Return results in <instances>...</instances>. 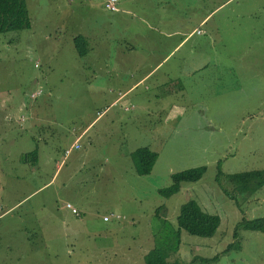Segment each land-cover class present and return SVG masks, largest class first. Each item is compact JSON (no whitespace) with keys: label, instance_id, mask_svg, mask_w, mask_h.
Here are the masks:
<instances>
[{"label":"rangeland","instance_id":"1","mask_svg":"<svg viewBox=\"0 0 264 264\" xmlns=\"http://www.w3.org/2000/svg\"><path fill=\"white\" fill-rule=\"evenodd\" d=\"M104 1L26 0L30 27L0 32V264H144L152 247L170 261L264 264V231L233 236L243 216L264 215V185L235 199L224 177L264 168V0H204V33L188 34V22L171 38L139 26L153 13L145 7L196 0H133L131 11ZM76 34L88 39L84 55ZM176 44L134 84L150 53ZM140 145L158 153L147 174L130 154ZM201 164L198 180L158 191ZM190 198L219 215L212 236L178 237Z\"/></svg>","mask_w":264,"mask_h":264},{"label":"trees","instance_id":"2","mask_svg":"<svg viewBox=\"0 0 264 264\" xmlns=\"http://www.w3.org/2000/svg\"><path fill=\"white\" fill-rule=\"evenodd\" d=\"M31 25L26 0H0V32L29 28ZM73 41L79 55H84L89 50L88 39L82 34H76ZM35 158L36 150L29 152ZM139 166V171L147 174L151 171L158 156L157 151L148 145H140L130 152ZM26 158V156H24ZM206 165H196L171 173V183L161 187L158 191L164 196H170L181 188L183 181H195L202 177ZM218 172L217 177H219ZM226 180L232 184V188L226 190L231 197L236 199V193H241L244 198L253 194L264 185V168L248 169L231 172L224 175ZM235 193V194H234ZM158 208H162L158 206ZM220 223L217 213L205 211L195 199H188L181 203L176 216L177 235L183 229L190 234L200 236H212ZM264 231V215L252 218L242 217L235 225L233 236L237 238L238 228ZM235 242L228 244L227 249ZM169 251L152 247L144 254V264H190L179 259L168 260ZM196 257L193 258V260ZM200 260L208 261L211 258L199 257Z\"/></svg>","mask_w":264,"mask_h":264},{"label":"crops","instance_id":"3","mask_svg":"<svg viewBox=\"0 0 264 264\" xmlns=\"http://www.w3.org/2000/svg\"><path fill=\"white\" fill-rule=\"evenodd\" d=\"M105 1H104V6H105ZM119 1L120 0H117L116 2L117 9H114L113 11H117L119 10V8L120 9L123 8L124 11H128V10L131 11L132 7L130 6V4L132 3L133 0H122L121 6H119ZM196 2L201 6L197 7V6H194L193 4L192 7L187 8L184 11H179L178 8H175L176 11H173L171 9H168L167 7L164 8V7H159V6H158L159 10H155L156 6L154 4H149L145 7V11L153 12L152 16L150 19H148L147 16L144 14H142V17H139L140 16L139 15L138 16L139 26H141L143 23L144 26L157 30L159 35L166 37V38H171L174 35H181L183 32H181L179 28L185 27L188 22H191L192 29L188 34H194V33L202 34L205 31V29L203 28V25L210 19L212 9L210 5L208 4V2L205 5L204 0H196ZM142 5L143 3H141V6ZM177 21H182V22L178 25H175ZM168 24H173L174 27L173 29H169L168 31H165L164 28L169 27ZM196 29H200L201 31L197 32L195 31ZM185 38L186 36L183 37L181 41L184 40ZM237 39H241V38H238L236 36L235 40ZM263 42H264V37L262 39V43ZM202 44H203L202 39L199 38L198 45H202ZM176 46L177 44L174 45V47H170L165 52L158 54V55L156 54V52L150 53L149 57L154 58V61L148 65L146 63L144 66L142 65L141 68H139L141 70L140 72L141 77L137 81H135L134 84L143 81L146 77L150 76L155 70H157L161 66L165 58L167 57L169 58L170 53L174 50ZM143 58L145 59L144 56ZM195 69L196 68H191L192 71H194ZM155 85L156 87H159L162 85V83L155 82Z\"/></svg>","mask_w":264,"mask_h":264},{"label":"built area","instance_id":"4","mask_svg":"<svg viewBox=\"0 0 264 264\" xmlns=\"http://www.w3.org/2000/svg\"><path fill=\"white\" fill-rule=\"evenodd\" d=\"M116 2H117V0H106L105 1V7L108 8V9H112V10L117 9ZM195 31L200 32L201 30L200 29H196ZM39 92H40L39 90L38 91H35V92H31L30 95L33 97L36 94H38ZM78 138H79V136L75 139L74 143L71 144L70 147H68V148L65 149V153L66 154L70 152V150H71V148L73 146L77 147L79 145V144H77ZM67 206L69 208H71V211L72 212H75V213L78 212L77 208L75 206H73L71 203L67 202Z\"/></svg>","mask_w":264,"mask_h":264}]
</instances>
